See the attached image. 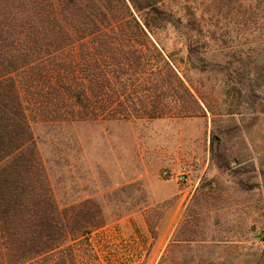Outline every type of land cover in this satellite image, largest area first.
Segmentation results:
<instances>
[{"label":"trees","instance_id":"16d2710c","mask_svg":"<svg viewBox=\"0 0 264 264\" xmlns=\"http://www.w3.org/2000/svg\"><path fill=\"white\" fill-rule=\"evenodd\" d=\"M236 8L264 19V0H0V264H140L93 245L108 224L97 203L58 205L32 124L198 116L178 67L198 69L219 40L211 16Z\"/></svg>","mask_w":264,"mask_h":264},{"label":"rangeland","instance_id":"374dc122","mask_svg":"<svg viewBox=\"0 0 264 264\" xmlns=\"http://www.w3.org/2000/svg\"><path fill=\"white\" fill-rule=\"evenodd\" d=\"M211 20L223 42L199 50L197 70L178 67L198 116L32 124L58 205L97 203L108 224L91 242L109 241L121 263L171 264L191 230L178 264H264V19L236 8ZM180 168L187 182L163 175Z\"/></svg>","mask_w":264,"mask_h":264},{"label":"built area","instance_id":"2783aa9c","mask_svg":"<svg viewBox=\"0 0 264 264\" xmlns=\"http://www.w3.org/2000/svg\"><path fill=\"white\" fill-rule=\"evenodd\" d=\"M163 175L170 179H175L176 181H180L182 183L188 181V173L184 168H180L177 173H173L171 171H164ZM256 237L259 241L264 245V233L257 232Z\"/></svg>","mask_w":264,"mask_h":264}]
</instances>
